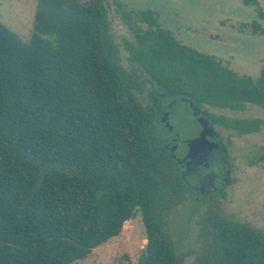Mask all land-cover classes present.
<instances>
[{"label": "trees", "instance_id": "trees-1", "mask_svg": "<svg viewBox=\"0 0 264 264\" xmlns=\"http://www.w3.org/2000/svg\"><path fill=\"white\" fill-rule=\"evenodd\" d=\"M115 1L133 33L123 45L135 71L120 60L106 0H39L28 41L0 20V264H72L138 212L143 264H264V229L216 199L230 180L202 192L163 136L176 101L192 102L218 142V126L259 131L264 119L215 108L264 107V66L256 78L239 74L164 29L158 13ZM188 198L207 206L191 261L164 219Z\"/></svg>", "mask_w": 264, "mask_h": 264}, {"label": "rangeland", "instance_id": "rangeland-1", "mask_svg": "<svg viewBox=\"0 0 264 264\" xmlns=\"http://www.w3.org/2000/svg\"><path fill=\"white\" fill-rule=\"evenodd\" d=\"M38 1L0 0V20L28 41ZM106 1L110 3L112 0ZM122 1L136 14L141 11L158 13L162 27L166 25L172 30L178 27V33L174 35L183 43L215 56L239 74L259 76L264 66V0H257L255 5H247L242 0ZM110 17L120 60L130 71H135L130 52L123 45L126 39L134 40L133 33L126 21L115 13V8L111 10ZM147 92L142 94L145 102L149 101ZM171 106L173 112L164 128L167 135L177 136L175 155H178L176 160L181 173L185 177L193 175L200 190H216L228 175L227 148L229 164L232 163L230 183L226 187V195H219L216 199L226 214L264 229V122L259 131L251 133L218 126L224 143L216 146L217 138L208 136L203 140L206 146L203 147L194 141L203 128L196 106L186 101H176ZM215 110L232 118L264 119V107L254 103H247L244 110ZM187 155L205 159L200 164L195 161L196 165L194 162L188 164ZM204 209L207 206L188 198L164 215L177 252L187 254L189 261L197 249V217ZM146 244L147 230L142 213L138 212L125 222L120 235L72 264H143L140 259Z\"/></svg>", "mask_w": 264, "mask_h": 264}, {"label": "water", "instance_id": "water-1", "mask_svg": "<svg viewBox=\"0 0 264 264\" xmlns=\"http://www.w3.org/2000/svg\"><path fill=\"white\" fill-rule=\"evenodd\" d=\"M170 106H171V104H170ZM197 110H198L199 120H200V122L202 123L203 128H202V130H201L199 136H198L197 138H195L194 141H195V143H199L201 146L206 147V146H204L203 140L207 139L208 136H212V137H214V138H217V134H216V132L213 130V128L210 127L208 120H207L204 116L200 115V110H199L198 108H197ZM168 116H169V111L164 112L163 120L166 122V125L168 124ZM170 130H171V129H170ZM195 143H194V145L197 146V144H195ZM215 143H216V146H217V143H220V144H221L222 142L215 141ZM171 149H172V154H173V156L178 160L177 156L175 155L176 146H172ZM225 150H226V148H225ZM195 151H196V149H195ZM191 154H192V153H191ZM204 154H205V152L202 151V152H201V155L204 156ZM226 154H227L228 167H229V168H228V175H227L225 181H229V180H230V176H231V171H230L231 168H230V164H229V156H228V152H227V150H226ZM192 155H193V154H192ZM192 155H191V156H192ZM191 156L189 157V156L187 155L188 164L191 163V162H194V161H195V162H199L198 164H200V163H201L200 161H203V159H205V158H202V159L200 160V159H198L197 157L194 158L193 156H192V157H191ZM177 160H176V161H177ZM178 162H179V161H178ZM195 162H194V163H195ZM195 165H196V163H195ZM223 182H224V181H223ZM200 188H201V187H200ZM201 190H202V192H204V193H210V192L214 191L213 189L210 190V191H205V190H203L202 188H201Z\"/></svg>", "mask_w": 264, "mask_h": 264}, {"label": "flooded vegetation", "instance_id": "flooded-vegetation-1", "mask_svg": "<svg viewBox=\"0 0 264 264\" xmlns=\"http://www.w3.org/2000/svg\"><path fill=\"white\" fill-rule=\"evenodd\" d=\"M106 5H107V13H108V17L109 18H111L110 17V12H111V10H113V8H115V13L118 15V17L123 18L122 12L120 10H118L117 3H116L115 0H112L110 3H108L106 1ZM155 11L157 12V10H155ZM141 23H143V26H144L145 30L150 28L149 24L147 22L144 21V22H141ZM165 27H166V25H165ZM165 27H163V28L166 29V30H169V32L172 33V34L178 33V27H176L175 30L170 29V27H166V28ZM170 107H172V106H170ZM166 111H169V117L171 118V112H173V109L166 110ZM163 136H164V138H165V140L167 142V147L168 148H172V146H176V150H178V144H177V138H176L177 136H173V135L170 136L169 134L167 135V133L165 131H164V135ZM176 156L178 157V155H176Z\"/></svg>", "mask_w": 264, "mask_h": 264}]
</instances>
